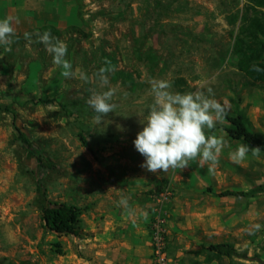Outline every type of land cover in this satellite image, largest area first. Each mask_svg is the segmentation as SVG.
Wrapping results in <instances>:
<instances>
[{
  "label": "rangeland",
  "instance_id": "1",
  "mask_svg": "<svg viewBox=\"0 0 264 264\" xmlns=\"http://www.w3.org/2000/svg\"><path fill=\"white\" fill-rule=\"evenodd\" d=\"M71 1L72 9L50 24L60 33L48 30L67 44L66 58L88 83L65 79L35 35L25 40V32L42 33L44 25L18 15L16 43L11 51L0 46V104L10 109L0 108V264L53 263L55 243L70 244L69 236L58 239L43 226L39 181L48 199L84 208L109 192L135 194L147 206L150 236L161 205L169 264H264V191L255 190L264 184V151L234 163L229 152L244 142L227 133L230 148L214 174L199 159L185 170L152 174L140 167L144 157L133 144L153 79L182 93L212 87L226 109H243L264 133V80L236 47L241 26L264 13V0ZM105 61L115 67L109 81L118 106L97 123L87 100L90 89L107 90L95 76ZM17 129L58 167L42 168ZM226 190L250 194L220 196ZM218 242L233 244L239 255H215L208 246Z\"/></svg>",
  "mask_w": 264,
  "mask_h": 264
},
{
  "label": "clouds",
  "instance_id": "2",
  "mask_svg": "<svg viewBox=\"0 0 264 264\" xmlns=\"http://www.w3.org/2000/svg\"><path fill=\"white\" fill-rule=\"evenodd\" d=\"M13 17L0 20V46L11 51L16 43V32ZM19 23L18 18L15 20ZM35 35L36 42L42 43L52 55L53 63L62 68L61 75L65 79H79L88 83L90 77L83 71L73 70L68 60L67 44L54 37L49 30L44 32L24 33L25 40L31 42ZM95 76L98 78L100 89H90L88 106L94 111V121L103 123L105 117L113 113L117 104L113 102L117 90L110 86L109 74L115 71L110 61L104 62ZM253 71H261L258 66H252ZM152 102L148 105L147 114L140 115L142 129L137 132L133 141L135 150L144 157L141 168L156 174L167 173L176 169L185 170L189 162L199 159L203 167L208 166V172L214 174L219 163V157L224 148L229 147L225 138L227 132L221 129V135L216 134L217 124L223 125L227 119L226 102L221 103L215 98L212 87H198L194 91L179 92L173 90V85L166 79L150 81ZM261 149L250 148L245 143H239L235 150L229 152V158L234 163H241L249 153L258 157ZM118 207H128V198L121 197ZM259 231L260 224H255Z\"/></svg>",
  "mask_w": 264,
  "mask_h": 264
},
{
  "label": "crops",
  "instance_id": "3",
  "mask_svg": "<svg viewBox=\"0 0 264 264\" xmlns=\"http://www.w3.org/2000/svg\"><path fill=\"white\" fill-rule=\"evenodd\" d=\"M71 0H0V17H21L30 26L54 24ZM19 15V16H18ZM19 19V18H18ZM121 197L128 207H118ZM101 201V202H100ZM85 209L77 235L48 264H154L147 206L135 194L108 193ZM67 236V237H66Z\"/></svg>",
  "mask_w": 264,
  "mask_h": 264
},
{
  "label": "trees",
  "instance_id": "4",
  "mask_svg": "<svg viewBox=\"0 0 264 264\" xmlns=\"http://www.w3.org/2000/svg\"><path fill=\"white\" fill-rule=\"evenodd\" d=\"M264 1L260 2V6H263ZM261 13V11H260ZM247 17L244 19V22ZM247 24L242 25L239 31V39L237 41V50L249 61H254L261 71H253V73L260 79L264 80V62L262 60L264 51V13H261L259 17L257 14L249 17ZM49 27L55 32L60 33V30L53 27V25H44L42 28L46 31ZM247 40V45L243 46L241 38ZM243 64V63H242ZM0 108L10 111L8 107H3L0 104ZM228 115L227 121L221 126L231 137L235 140H242L249 147H259L261 151H264V133L255 129L253 123L247 113L240 108L230 112L227 109ZM13 113V112H12ZM18 130V138L24 142L27 147L32 150L39 165L44 169H56L58 164L52 161L46 156L42 150L37 148L27 132ZM43 183L39 181L38 192L42 195L43 208L41 218L45 229L57 233L59 236L63 235H77L79 233L80 223L82 222L83 214L85 212L84 207L78 206L70 202H58L47 198ZM255 190L264 191V184L258 185ZM253 191V190H252ZM251 191V192H252ZM249 191L244 190H226L220 193V196H247ZM56 253L63 254V246L60 242L55 243ZM208 249L217 256H225L233 258L239 255L237 248L228 242L213 243L208 246Z\"/></svg>",
  "mask_w": 264,
  "mask_h": 264
},
{
  "label": "built area",
  "instance_id": "5",
  "mask_svg": "<svg viewBox=\"0 0 264 264\" xmlns=\"http://www.w3.org/2000/svg\"><path fill=\"white\" fill-rule=\"evenodd\" d=\"M165 199L167 195L163 194ZM160 210L156 215V220L152 225L151 232V245L153 252L154 264H169V258L166 250V228L164 226L165 221L163 215L161 214V205L156 208Z\"/></svg>",
  "mask_w": 264,
  "mask_h": 264
}]
</instances>
